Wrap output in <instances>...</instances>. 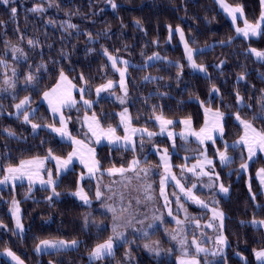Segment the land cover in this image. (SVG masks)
Instances as JSON below:
<instances>
[{
    "label": "trees",
    "instance_id": "1",
    "mask_svg": "<svg viewBox=\"0 0 264 264\" xmlns=\"http://www.w3.org/2000/svg\"><path fill=\"white\" fill-rule=\"evenodd\" d=\"M49 1L55 6L52 11L48 10ZM227 1L242 6L249 21H255L259 15V0ZM113 3L117 7L113 8ZM176 28L183 31L187 44L196 49L194 60L204 66L206 75L188 65ZM18 42L26 48V59L16 64L17 84L27 82L31 75L35 85L19 87L14 97L0 93V171L27 158L45 156L50 149L62 156L69 152L70 143L45 128L32 132L20 114L13 115L14 104L30 95V103L37 106L30 119L49 121L48 111L40 102L42 92L63 72L76 85L85 83L91 91L88 96H93L96 87L117 79L109 56L129 62L127 109L132 125L157 130L152 118L162 115L171 120L191 118L192 126L199 128L203 122L202 104L219 109L224 113V132L208 145V154L212 156L216 148L228 153L235 151L225 147L226 142L241 134L242 127L234 115L264 130V119L256 118L264 117V60L254 59L248 51L252 46L264 51V32L256 39L236 36L215 0H0V90L4 71L13 63L6 54V46ZM153 55L157 57L147 63ZM121 108L118 102L107 98L96 100L92 106L99 121L115 126L116 130H120L117 118ZM179 125L174 123V127ZM136 153L104 144L97 147L96 157L101 169L124 167L136 156L144 157ZM172 161L173 165L181 163L176 153H172ZM240 161L234 158L227 165H220L214 160L219 180L228 188L226 196L217 201L224 214L223 231L228 242L224 259L218 264H257L253 250L264 248V228L249 223L264 221V198L255 178L256 169L264 168V159L257 155L247 172H239ZM140 164L159 166L153 152ZM78 172L75 165L60 176L53 186L59 196L53 195V187L36 186L29 191L25 182L1 187L0 250L10 249L27 264H124L129 241L116 245L112 255L88 260V252L111 235V222L110 215L98 209L101 201L85 205L69 194L76 186ZM86 182L94 188L90 180ZM87 191L93 196L91 190ZM13 199L21 209V234L14 232L8 211ZM87 214L101 226L86 228L83 218ZM147 238H157L163 247H168L160 228ZM43 239L75 240L77 245L36 254L34 248ZM144 239L135 237L137 242ZM236 252L244 255L245 260ZM130 253L135 264H175L173 258L155 259L140 246H131ZM0 264L10 263L0 257Z\"/></svg>",
    "mask_w": 264,
    "mask_h": 264
},
{
    "label": "rangeland",
    "instance_id": "2",
    "mask_svg": "<svg viewBox=\"0 0 264 264\" xmlns=\"http://www.w3.org/2000/svg\"><path fill=\"white\" fill-rule=\"evenodd\" d=\"M26 0H22L25 2ZM260 1V0H259ZM216 6L218 9L225 15L228 19L230 24L232 25L235 35L242 37L245 40L249 39H256L261 34L257 36H250L244 37L242 34H237L235 29L236 27H244V18L245 13L243 10V17L239 18L235 24H233L232 17L228 15L218 0H215ZM225 3L235 7V4H231L229 1L225 0ZM262 5L260 3V12L258 17L255 21H249L251 23H256L257 19L260 17ZM55 9V6L52 2L49 1L48 10L52 11ZM262 28H264V24H262ZM177 29V28H176ZM180 29V28H179ZM177 32V31H176ZM181 32L183 31L180 29V32H177L178 39L183 47L185 58L190 66V68L194 71H197L201 74H207L206 70L201 71L199 67L193 68L191 62L187 59V51L185 48V44H187L184 33L183 39H181ZM188 48L192 50V60L196 65L197 64L194 60L193 54L195 53L196 49L190 47L187 44ZM257 49V47H250L248 51L254 57V59L262 61V59H258L250 49ZM14 49H18L19 51H14ZM263 51V50H260ZM6 54L10 56V62L12 64L8 65L4 71V84L0 90L1 94L7 96H16V92L19 87L26 88L28 86L35 85V81L32 80L25 83L17 84V75H18V68L16 64L20 61H24L26 59V48L23 47L21 42L18 43H8L6 46ZM157 55L151 56L147 63L153 61ZM116 60V66L113 68V61L109 59L110 68L117 74L116 80H108L102 85H106L109 81H112V87L108 88L100 93H97V88L101 87L102 85L96 87L93 90V96H88L91 94L90 89L86 86L85 83L81 85H76L65 73L64 76L67 77V80L70 81V85L66 82L61 81L60 74L58 75L55 83L51 85L49 88L45 89L41 96L40 102L44 104L46 110L48 111V115L50 116V120H45L41 122H33L30 118L31 115L35 113L37 108L36 105H32L30 103V95H26L20 98L14 104V112L13 115L18 116L20 114L22 121L25 122L24 116L25 114H29V122H26L28 126L31 128L32 132H36L39 128H45L46 130L50 131L54 135H56L60 140L70 143V150L68 153L73 151L76 145L71 143L67 137H61L58 133L52 130V127L59 128L61 127L60 118L61 116L64 117L66 121V127L68 132L77 140L84 141V144L87 147L95 149L97 154V147L101 145H108L111 147H121L124 149H131L135 150L137 154H144L143 158H138L137 156L133 158L127 166H110L106 168H100L99 171L94 172L91 176L88 175L87 168L84 167L83 164L80 163L79 158H74L73 164L69 166V169H73L75 165H77L78 169V176L76 181V186L74 190L70 191L69 194L74 193L77 191L78 181L79 187L83 188L84 192L87 193L89 197L90 203L94 200L101 201V205L99 206V210L101 212L108 213L110 215V227H111V235L113 239V249L116 245L122 244L124 242H130L127 246L126 254H125V263L124 264H135V257L130 253V247L133 246H140L148 255H151L155 259H160L161 257L166 258H173L175 264H180L181 260H191L195 258L199 264H218L220 263L225 256L226 247L228 242L225 245H220L218 243V238L222 235L226 238L224 231H223V219L214 216V212H221L223 213L219 207L217 206V201L220 196H226L227 193L220 191V186L222 185L218 173L216 172V168L214 166V160L216 159L220 165V158L219 153L225 152L229 157H231V161L234 158H238L241 161L238 164L239 172H247L248 167L253 159L257 155H260L264 159V152L257 150L255 156H253L250 160L248 157V149L247 147L240 143L237 144L235 147H232L234 142L238 141L240 136L244 134L243 126L240 124L239 120L236 119L237 115H234V119L236 122L242 127L240 136L233 140L225 143L226 146H230L234 148L235 151L232 153H228L226 149H215V155L208 154V145L213 144L215 138L222 137V133L214 131L212 133L213 139L212 140H204L201 143V140L192 135L191 132H199L202 127L206 126V123H210L212 119L211 113L219 110L215 108H211L205 104H202L201 110L203 113V122L199 128H194L192 124L186 125L181 121H184L188 118L172 120L173 123L170 125H165L162 131L160 121L156 119L157 116L155 115L152 119L157 125V130H151L144 126H135L131 123V118L127 109L128 103V90H127V65L129 62L122 58V57H114ZM126 62V63H125ZM119 70H124V78H123V87L121 85V75ZM205 69V68H204ZM60 82L61 88L58 91L57 95L59 96L62 92H67L70 94V101L64 106L59 105L56 102V99L52 100V105L50 106L49 100L44 98V93L49 92L51 89L55 88ZM126 88V91L124 90ZM25 97H28V102L23 105L20 109L16 108L17 104H20L21 100H24ZM100 98H107L109 100H114L122 106L120 112L118 113L117 118V125L120 130L115 131V136L120 137L118 143L110 144L107 138L102 137L100 142H96V136L93 135V132L90 130L89 125L91 124L92 129H94L97 135L100 134V129L107 131L109 126L116 129L115 126L112 125H103L99 119V128L96 127L95 124H92V116L95 114L94 110H92L93 103L100 99ZM92 101L91 106L85 105L84 101ZM123 100V103H121ZM71 101H75V103H71ZM52 106L58 107V112L52 111ZM127 109V120L122 121V115ZM206 109H210L211 111L207 113L206 119ZM220 111V110H219ZM221 112V111H220ZM41 117L43 115H40ZM97 117V115L95 114ZM242 120L248 119L242 118ZM166 119V118H164ZM171 120V119H167ZM179 122L178 127H174V123ZM251 122V121H250ZM223 123V118L221 120V124ZM252 123V122H251ZM32 124L41 125V127L33 130ZM51 125L52 127H49ZM253 125V124H252ZM257 130H261L260 128L253 125ZM132 129H138L139 131L133 132ZM148 133H154V135L149 136ZM171 133V135H170ZM183 133V135H181ZM125 136L130 137L129 140L125 141L123 138ZM161 140L165 141V144H160ZM160 141V142H159ZM224 147V148H225ZM149 152H153L156 155L158 165H141L140 161L144 159ZM68 153L64 156L53 154L54 156H59L62 159L67 158ZM172 153H176L177 157L180 158L181 163H176L173 165L172 161ZM86 155V150H85ZM47 156L41 157H33L44 159ZM33 158H27L25 160H30ZM87 158V156H86ZM97 159V157H96ZM98 160V159H97ZM211 160L212 163L208 164L206 161ZM133 161H138L139 163L132 166ZM248 163V167L242 169L240 165L242 163ZM19 165V164H17ZM11 165V166H17ZM168 168V171H165V168ZM9 167V166H8ZM1 168V164H0ZM7 168V167H6ZM5 168V169H6ZM110 168H124L126 169L125 172L119 173H109L107 170ZM148 168L150 171L145 174L143 169ZM191 169V171H189ZM264 169L262 166L258 167L255 172V178L260 186V190L263 194L264 198V182H262V174H260L259 170ZM49 170L53 174V178H56V161L52 159H45L43 168L39 170V177L34 178V182L31 184V187L34 188L36 186L52 188L53 185L41 184L40 180L47 181L48 179V172ZM68 170L62 172L65 173ZM61 174V175H62ZM81 174L84 175L83 179H80ZM6 175L5 171H0V179H2ZM175 177V179H173ZM164 179L163 185V194H161V180ZM90 180L92 183L91 185L94 186L93 189L90 188L89 183L86 181ZM86 183H85V182ZM179 181V184H177ZM25 182L29 186V180L27 177H24L20 180L15 181H8L4 184H0L1 187L5 186H13L16 183ZM151 187H148V186ZM195 185V187H193ZM91 190L93 196L88 194V191ZM99 187V190L103 193L100 199H96V192ZM225 187V186H224ZM184 189L183 191L181 189ZM191 189L192 195L195 196L197 199L204 202L205 206L195 202L193 199H190L187 195L188 190ZM75 199H77L82 204H85L84 201L79 199L77 196L72 195ZM151 196V199L148 197ZM15 200V199H13ZM13 200H11L10 204L8 205V211L13 218V230L14 232L21 234L24 231L20 230L16 227V221L13 216ZM17 202V200H15ZM85 204V205H89ZM19 207V215L21 221V209ZM114 208L115 212L110 211L109 208ZM171 212V215H169ZM179 221V223H177ZM255 221H262V220H255ZM84 226L87 227H100L101 223L94 220L89 214H87L83 218ZM253 220H250L249 223L255 227H262L264 228V224H253ZM21 224L23 225L22 221ZM171 225V226H170ZM211 225V226H209ZM115 226V233H122L123 238L118 239L116 234L113 231ZM156 228H160L162 230L163 236L165 237L166 241L168 242V247H163L161 242L157 238L149 239L147 238ZM176 236V239L173 240L172 237ZM135 237H142L146 238L141 242L135 241ZM109 239V238H108ZM101 241L98 244L104 243L106 240ZM43 240H59V239H43ZM181 240L184 241L181 244ZM195 240L196 243H193ZM41 241V240H40ZM40 241L36 244L38 245ZM65 241V240H62ZM227 241V239H226ZM66 246L61 249L72 248L77 245H72L71 241H65ZM96 244V245H98ZM96 245L88 252L87 258L90 260L89 256L92 250L96 247ZM145 245H149L148 248ZM43 247V246H42ZM197 247L204 249L205 251L198 252ZM223 248V251L217 255H213V253H217L219 249ZM154 249V250H150ZM264 249V248H260ZM257 249V250H260ZM55 249H48L46 251L37 252L36 246L34 248V252L36 254H41L42 252L53 251ZM13 252V251H12ZM16 256L23 261V264H27L18 254L15 253ZM236 255L240 257V259L245 260V256L236 252ZM108 256L105 254L103 257ZM0 257L6 259L10 264H16V261L12 260L11 257L7 256L4 252V249L0 250ZM253 259L255 263L260 264L257 261L254 252H253ZM98 260V259H91Z\"/></svg>",
    "mask_w": 264,
    "mask_h": 264
},
{
    "label": "snow or ice",
    "instance_id": "3",
    "mask_svg": "<svg viewBox=\"0 0 264 264\" xmlns=\"http://www.w3.org/2000/svg\"><path fill=\"white\" fill-rule=\"evenodd\" d=\"M3 2L8 3L9 0H3ZM218 2L223 7L224 11L232 17L233 24H235L239 18L243 17L244 14H243L242 6H240V5H236L235 7L230 6V5L225 3V0H218ZM260 3L262 5L261 14H260V17L257 19L256 23L253 24V23L249 22L246 18H244V27L243 28L236 27V29H235L237 34H242L244 37H250V36H257V35L261 34L262 32H264V28H262V24H264V0H260ZM112 7L115 8V7H117V5H115L113 3ZM36 10L37 9H33V11H36ZM11 11L13 13H15L16 9L12 8ZM69 27H75V26L69 25ZM176 31L180 32V29L177 28ZM181 39H183V33L182 32H181ZM231 39L232 38L230 37L229 40H231ZM29 43H32V42L30 41ZM185 48L187 51V59L189 60V62H191L192 67L193 68L199 67L201 71H204L205 69H204L203 65H196L193 62L192 50L190 48H188L187 44H185ZM14 51H19V50L14 49ZM250 51L258 59L264 60V51H260V50H257L255 48L250 49ZM105 54H107V53L105 52ZM108 58L113 61V68H115L116 60L112 56H109ZM118 71H120L121 85L123 87L124 70L118 69ZM60 77H61V81L66 82L67 84L70 85L71 82L67 80V77L64 76L63 72H61ZM240 78L242 79L243 77L241 76ZM27 79L29 82H31L34 78L30 75V76H28ZM112 84H113V82L109 81L106 85H102L101 87L97 88V93H100V92H102L108 88H111ZM60 88H61V84H60V82H58V84L55 88L51 89L49 92L44 93V98L49 100L50 106L52 105L53 99H56V102L61 106H64L67 103H69V101H70V94L69 93H67L65 91V92L60 93L59 96L57 95ZM124 90L126 91V88ZM213 90L216 91L214 86H213ZM237 100L239 103L240 102L239 96L237 97ZM27 102H28V97H25L24 100H21L20 104L16 105V108L20 109ZM71 103H75V101H71ZM121 103H123V100H121ZM84 104L91 106L92 101L85 100ZM52 111L54 113L58 112L59 108L52 106ZM205 111H206V119H207V113L210 112L211 110L206 109ZM126 114H127V109H125V112L122 115V121L128 119ZM211 115H212V119H211L210 123H206V126L202 127L199 130V132H191L192 135L197 136L201 140V143H203L204 140H212L213 139L212 133L214 131L219 132V133L224 132V127L221 124V120L224 116V113L217 110V111L211 113ZM256 118L257 119H264V117H261V116H257ZM91 119H92V124H95L96 127L99 128V121H98L97 117L95 116V114H93ZM156 119L158 121H160L162 131H163L165 125H170L173 123L172 120L164 119V117L162 115L157 116ZM236 119L239 120L240 124L243 126L244 134L240 136L238 141L234 142L232 147H235L237 144H240V143L244 144L248 149V157L250 160L253 156L256 155L257 150L264 152V130H257L252 125V123L250 121L242 120L239 115H237ZM24 120H25V122H29V114H27V113L25 114ZM181 122L186 124V125H189V126L192 123L191 118L185 119L184 121H181ZM60 124H61V127H59V128L52 127L51 125H49V127H52V130L54 132L58 133L62 138L67 137L69 140H71V143L73 145L77 146V147L73 148L72 152L68 153L67 158L62 159L59 156H54L52 154V150L50 149L48 151L47 156L44 159L33 158L30 160H21L19 165H17V166H11L10 165L6 169H4L6 175H4V177L2 179H0V184H4L8 181L20 180V179H23L24 177H27V179L29 180V184H30L29 191H31V184L34 182V178L39 177V170L41 168H43L44 160L49 159V158L56 161V178L55 179L53 178V174L49 170L47 181H44L41 179L40 180L41 184H47V185H53V186L56 185L58 183V180H59L62 172L65 170H68L69 166L73 164L74 158H79L80 163L83 164L85 168H87V172H88L89 176L94 174V172L99 171L100 170V162H99V160L96 159L95 149L87 147L84 144V141L77 140L71 136V134L67 130L66 121H65L63 116H61V118H60ZM39 127H41V125L32 124L33 130H35ZM89 127H90V130L93 132V135L96 136V142L97 143L100 142L102 137L107 138L109 140L110 144L118 143L119 140L121 139L120 137L115 136L116 129L111 127V126H109L107 131L100 129L99 135H97L96 131L94 129H92L91 124L89 125ZM132 131L136 132L139 130L138 129H132ZM9 134L13 135V133H11V132H9ZM148 135L152 136V135H154V133H148ZM170 135H171V133H170ZM181 135H183V133H181ZM123 139L125 141H127L130 139V137L125 136ZM85 150H86V155H85ZM86 156H87V158H86ZM219 158H220V162L222 165H227L228 163L231 162V157H229L225 152H220ZM206 162L208 164L212 163L211 160H207ZM138 163H139L138 161H133L132 166H134ZM240 167L242 169H245L248 167V163L247 162L242 163L240 165ZM107 171L110 174L114 173V172L123 173L126 171V169H124V168H119V169L110 168ZM143 171L145 172V174H147L150 171V169L145 168V169H143ZM165 171L166 172L168 171L167 166L165 168ZM189 171H191V169H189ZM259 172H260V174H262V182H264V169H260ZM83 178H84V175L81 174L80 179H83ZM173 179H175V177H173ZM164 182L165 181L162 178V180H161V194H163ZM177 184H179V181H177ZM148 187H151V186L149 185ZM193 187H195V185ZM181 190L183 191L184 189L182 188ZM220 191L227 193L228 188L221 185ZM71 194L77 196L79 199L84 201L85 204L90 203L87 193L84 192L83 188L79 187V181H78L77 191H75L74 193H71ZM53 195L59 196V193H57L55 191V187H53ZM102 195H103V193L99 190V187H98L97 192H96V199H100L102 197ZM187 195L189 196L190 199H193L195 202L206 207V205H204L203 201L197 199L195 196L192 195L191 189L188 190ZM51 198H52L51 196L48 197L49 200H51ZM148 199H151V196H149ZM12 203L14 205L13 216H14L15 221H16V227L20 230H23V225L21 224V221H20L19 207L17 205V202L15 200H13ZM109 210L115 212L114 208L110 207ZM169 215H171V212H169ZM214 216L223 219V213H221V212H214ZM177 223H179V221H177ZM252 223L253 224H264V221L253 220ZM209 226H211V225H209ZM113 231L115 233V226L113 228ZM115 234H116V237L118 239L123 238L122 233H115ZM172 239L175 240L176 236H173ZM70 243L72 245H75L77 243V241L73 240ZM183 243H184V241L181 240V244H183ZM193 243H196L195 240L193 241ZM218 243L220 245H225L227 243L226 238L221 235L218 238ZM65 246H66V242L62 241V240H55V241H53V240H41L40 243L38 245H36V251L41 252V251H46L48 249L59 250ZM145 247L148 248L149 245H145ZM112 249H113V239H112V237H109V239L106 240L104 243L96 245V247L90 253L89 258H90V260L93 258L100 259L105 254L112 255ZM150 250H154V249H150ZM197 251L201 252V251H205V250L197 247ZM222 251H223V248L219 249L217 253H213V255H217ZM253 251H254V255H255L257 261H259L260 264H264V249H260V250L254 249ZM4 252L7 254V256L11 257L12 260L16 261V264H23V261L20 260V258L18 256H16L15 253L12 252L10 249L5 248ZM180 264H199V262L195 258H192L191 260H181Z\"/></svg>",
    "mask_w": 264,
    "mask_h": 264
}]
</instances>
